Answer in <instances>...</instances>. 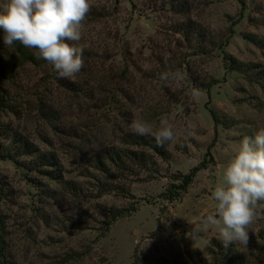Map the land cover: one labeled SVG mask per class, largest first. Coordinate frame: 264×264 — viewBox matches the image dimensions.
Instances as JSON below:
<instances>
[{
    "label": "rangeland",
    "instance_id": "374dc122",
    "mask_svg": "<svg viewBox=\"0 0 264 264\" xmlns=\"http://www.w3.org/2000/svg\"><path fill=\"white\" fill-rule=\"evenodd\" d=\"M90 4L76 42L84 65L72 78L35 49L4 45L0 29V264H232L206 251L220 239L202 221L240 141L264 128V0ZM163 117L175 125L169 159L135 166L130 197L102 193L120 182L95 159L110 168V148L128 147L134 119ZM204 158L208 168L169 202L171 176ZM137 203L102 236L111 208ZM249 237L233 243L243 263L264 264V201Z\"/></svg>",
    "mask_w": 264,
    "mask_h": 264
},
{
    "label": "clouds",
    "instance_id": "9594fccd",
    "mask_svg": "<svg viewBox=\"0 0 264 264\" xmlns=\"http://www.w3.org/2000/svg\"><path fill=\"white\" fill-rule=\"evenodd\" d=\"M90 10V0H0L4 45L19 42L35 49L36 58L51 64L59 78H72L84 65V49L76 42L82 39L83 22ZM169 75L163 73L161 79L167 80ZM131 129L153 136L158 146L176 138L175 125L167 117L158 125L134 119ZM211 195L215 208L203 218V225L216 226L225 248L233 243L246 246L258 203L264 201V128L240 141ZM201 231L199 225L193 226L187 235L195 239Z\"/></svg>",
    "mask_w": 264,
    "mask_h": 264
},
{
    "label": "trees",
    "instance_id": "16d2710c",
    "mask_svg": "<svg viewBox=\"0 0 264 264\" xmlns=\"http://www.w3.org/2000/svg\"><path fill=\"white\" fill-rule=\"evenodd\" d=\"M20 51L21 47L18 49ZM47 63V61L44 60ZM233 69H237L236 66H232ZM129 140L128 147L123 149L110 148V168H107L106 163L103 160L95 159V166L100 171H107L110 173V177L117 182L110 184V189L102 187V193H121L124 197H130V190L126 185L128 181V174L135 173V166H140L144 171H150L149 167L154 165V156H158L163 160L169 159V153L164 146H158L156 140L151 135H139L137 133H130L126 136ZM151 152V154H150ZM211 156V151L208 150L207 154ZM212 157V156H211ZM51 163V162H48ZM135 163V164H134ZM151 163V166H148ZM209 162L204 158L197 166L193 167L188 173H177L171 176V181L166 189L165 196L169 202L178 200L182 195L188 192L189 187L194 182L197 174L203 170L207 169ZM123 183V184H121ZM76 187V186H73ZM73 193H78L79 190L76 188L72 190ZM137 204H131L124 208H111L108 212V222L106 223V230L102 233V236L106 235V232L110 230L111 225L120 218H125L137 210ZM162 211V210H161ZM162 230L161 220L157 219L156 231L153 232L157 234ZM215 249L226 253L228 260L232 264H244L242 260V255L238 253L234 244H230L227 248L223 246L220 240L212 239L209 245L206 247V251L210 254H215ZM199 252V251H197ZM75 256V255H69ZM83 256V254H79ZM74 258V257H73ZM75 259V258H74Z\"/></svg>",
    "mask_w": 264,
    "mask_h": 264
}]
</instances>
